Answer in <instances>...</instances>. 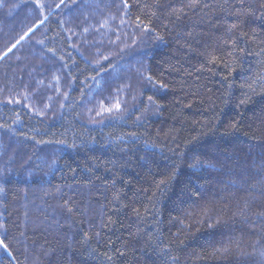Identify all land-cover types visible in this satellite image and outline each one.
I'll list each match as a JSON object with an SVG mask.
<instances>
[{
    "label": "trees",
    "instance_id": "16d2710c",
    "mask_svg": "<svg viewBox=\"0 0 264 264\" xmlns=\"http://www.w3.org/2000/svg\"><path fill=\"white\" fill-rule=\"evenodd\" d=\"M0 240L264 264V0H0Z\"/></svg>",
    "mask_w": 264,
    "mask_h": 264
},
{
    "label": "snow or ice",
    "instance_id": "6c2138e0",
    "mask_svg": "<svg viewBox=\"0 0 264 264\" xmlns=\"http://www.w3.org/2000/svg\"><path fill=\"white\" fill-rule=\"evenodd\" d=\"M63 2H64V0H61V3H63ZM37 6H39V5H37ZM124 6H125V7H128L127 3H125ZM57 7H59V5H58ZM41 23H42V22H41ZM145 29H147V25H145ZM33 31H34L33 28H29L28 32L24 33V35L21 36V37L19 38V40H17L16 43L13 44V45L8 49V52H11L13 49H15V48H16V45L19 44L20 41L24 40L25 37H27V36L29 35V33H32ZM5 55H7V53H5ZM105 59H107V58H105ZM149 99H151V98H149ZM7 102H8V103H12L13 101L9 100V101H7ZM16 103H19V101H16ZM115 107H116L117 109H119L120 105H119L118 102L116 103ZM105 110H106V111H111V109H105ZM69 210L71 211V209H69ZM0 246H5L3 240H0ZM5 247H6V246H5Z\"/></svg>",
    "mask_w": 264,
    "mask_h": 264
}]
</instances>
